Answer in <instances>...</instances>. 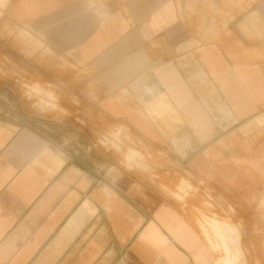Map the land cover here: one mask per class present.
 <instances>
[{
	"label": "crops",
	"instance_id": "0c3cea01",
	"mask_svg": "<svg viewBox=\"0 0 264 264\" xmlns=\"http://www.w3.org/2000/svg\"><path fill=\"white\" fill-rule=\"evenodd\" d=\"M9 32L26 33L30 50L72 51L90 71L67 89L78 107L125 125L235 208L215 264L244 253L264 264V0H0V59L20 65ZM100 164L0 110V264H212L178 205Z\"/></svg>",
	"mask_w": 264,
	"mask_h": 264
},
{
	"label": "rangeland",
	"instance_id": "374dc122",
	"mask_svg": "<svg viewBox=\"0 0 264 264\" xmlns=\"http://www.w3.org/2000/svg\"><path fill=\"white\" fill-rule=\"evenodd\" d=\"M6 36L7 52L20 51L26 60L16 65L11 55L0 59V101L6 106L0 109L1 113L14 117L85 161L100 162L103 168L114 167L146 183L189 216L212 253V264L222 258L224 254L219 249L226 250L236 233L232 230L235 208L214 204L211 200L214 194L203 184L190 183L195 180L188 173L170 162L161 149L135 139L125 125L109 124L96 109L78 107L79 102L67 89L89 81L90 71L72 51L58 54L40 44L30 50L26 33L15 36L9 32ZM36 51L40 53L31 68L36 63L37 72H30L28 60L34 58ZM9 85H15L19 94L12 93ZM36 87H41L44 93L35 92ZM246 254L237 264L246 263Z\"/></svg>",
	"mask_w": 264,
	"mask_h": 264
}]
</instances>
